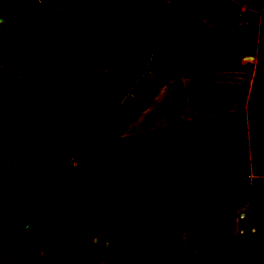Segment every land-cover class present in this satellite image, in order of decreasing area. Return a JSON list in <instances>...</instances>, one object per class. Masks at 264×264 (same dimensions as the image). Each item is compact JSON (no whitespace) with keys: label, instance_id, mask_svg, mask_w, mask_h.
Here are the masks:
<instances>
[{"label":"rangeland","instance_id":"1","mask_svg":"<svg viewBox=\"0 0 264 264\" xmlns=\"http://www.w3.org/2000/svg\"><path fill=\"white\" fill-rule=\"evenodd\" d=\"M38 2L0 0V258L15 264H264V201L247 206L239 223L206 216L208 208L222 206L191 205L187 193L180 195L182 205L175 199L180 167L244 169L243 149L249 147L238 131L243 121H235L255 92L257 101L246 111L253 156L262 158L264 173V24L259 33L245 30L243 42L206 41L196 49L171 37L169 29L180 27V34L192 20L205 21L220 37H231L241 28L238 5L62 0L42 5L16 34L10 17ZM258 46L256 60L251 56ZM168 47L173 55L166 59L161 52ZM155 73L163 78L156 91L74 187L69 176L61 179L59 173L73 168L85 151L91 131L142 75ZM206 74H216L208 81L213 91ZM192 79L204 85H183ZM209 90L212 103L204 96ZM186 100L195 102L192 109L202 120L194 124L193 140L183 136L177 161L170 134L175 116L189 112ZM38 188L47 190L39 195ZM205 191L193 196L217 192ZM15 194L30 200V222L18 208L6 207Z\"/></svg>","mask_w":264,"mask_h":264},{"label":"crops","instance_id":"2","mask_svg":"<svg viewBox=\"0 0 264 264\" xmlns=\"http://www.w3.org/2000/svg\"><path fill=\"white\" fill-rule=\"evenodd\" d=\"M62 1V0H60ZM58 1V2H60ZM232 3H235V5H238L237 1L234 0H229ZM263 4H259V3ZM54 3V2H52ZM50 4V3H48ZM47 5V4H46ZM239 9L238 12L240 14L239 17H237V22L239 23L241 28L234 30L232 32V36H229V32L227 33V36H219V34L215 31V26L208 25L207 23L202 22L205 26L208 27L209 31L206 34V41L208 43L218 46L220 44H234V43H239L243 42V39L245 37L244 32L245 30H251L255 29L256 32L259 29V27L264 24V14H261L259 12V9L264 7V0H261L258 2V0H246V3L238 5ZM41 7H35V8H28L25 11H19L18 13H15L12 17V25L13 27L15 26L16 28V34L21 27L23 28V24L25 22V19L27 17H31L34 15V13L38 12ZM242 14V15H241ZM3 18V17H2ZM5 18V17H4ZM3 18V19H4ZM235 23V24H236ZM2 27V25H0ZM3 34L0 35V41L1 37ZM9 41H11V35L7 36ZM260 37V41H261ZM259 46L255 49L254 55L251 57L253 59L258 60L257 58V52H258ZM185 71H182L181 78H185ZM216 74H206L204 77H206V84L212 86V91L215 89V84L208 82L210 78H214ZM196 82V83H195ZM196 84V85H195ZM187 86H191L192 89L196 86L197 89L201 87L200 85H204L201 83L200 80H194L192 79L190 84H183ZM187 88V94L190 90L192 91V96H195L193 94V90ZM241 90H244V92H247L245 88H241ZM212 91H207L208 94H204L206 97L207 102H211L213 100L210 92ZM251 91V90H250ZM257 94L255 92V95L248 96L243 103V108H244V117H240L238 121H235L238 125L240 124L241 121H243V128L238 127V131H241L244 133L246 136L245 138V144L249 148L246 149V147L243 149L244 152V159L241 163L244 164V169H240L237 167H234L233 165H224L222 170H211L207 169L204 172H199V168L197 166H194L193 163L190 164L188 167H180L178 170H176L175 174V181L176 185L178 187L179 185V190L175 191V194L177 197L175 198L180 205L183 204V197L180 196L184 193H187L188 195V200H190L191 205H199L206 203L207 205H219L222 206V209L216 208L210 211L211 209L208 208L206 216L211 219H218L220 216L223 218H228V219H238V222L241 223L245 219V212L248 213L247 211V206L252 205V204H257V203H263L264 198V173L261 169V163H262V158H254L253 156V151L251 149L252 141H251V131H250V115L246 111L249 104L255 101H257ZM189 100V99H188ZM187 101L185 104V108H189V112H185L184 114H178L174 118V129L173 133L170 134L172 135L171 137L174 140V146H175V153L177 161L179 160L181 156V152L177 151L180 148H178L181 144V140L183 136L191 137L192 140L195 137V127L194 124L199 122L201 119V116L198 115L200 112H194L192 109L194 103ZM215 102V101H214ZM216 103V102H215ZM182 106V105H181ZM214 119V118H213ZM231 121V120H229ZM236 131V128L234 129ZM239 133V132H238ZM240 134V133H239ZM208 191L209 194L210 192L217 191L215 194H210L204 198L202 197H195L193 194L199 193L200 191ZM219 190H224L223 192H219ZM247 190H250L249 192ZM205 191V192H206ZM205 200V201H204ZM232 206L236 212V216L234 214V217L232 216L231 213V207ZM182 209V208H181ZM199 213H196L198 222H200V218H198ZM231 217V218H230ZM233 217V218H232ZM264 220V216H263ZM255 231V228H252V232ZM239 233H244L242 227H239ZM264 235V234H263ZM262 244H264V237H262ZM257 242H255L256 244Z\"/></svg>","mask_w":264,"mask_h":264},{"label":"trees","instance_id":"3","mask_svg":"<svg viewBox=\"0 0 264 264\" xmlns=\"http://www.w3.org/2000/svg\"><path fill=\"white\" fill-rule=\"evenodd\" d=\"M58 1L60 0H39L38 4L33 8ZM180 30H182L180 27L171 28L168 33L173 38H180L187 47L196 49L205 47L206 34L209 31L207 26L196 20H192V25L185 27L184 30L178 34ZM200 33H204V38L200 36ZM169 48L170 47L162 49V57L168 59L173 55V50ZM162 79L163 78L158 76L157 73H155V76L149 74L142 75L133 85L131 92L125 97L118 108L106 116L104 122L98 129L91 131L87 138L86 149L80 155L76 165L69 170L61 171L59 177L63 179L65 175L69 176L74 187L75 179L91 167L93 159L105 149L106 143L118 135V133L134 118L142 105H144L156 91L158 82ZM83 166L84 169L80 171ZM73 187L70 186L71 191H73ZM46 190V188H38L36 193L39 195L41 193L44 194ZM15 195L16 197L14 200H6V207L9 209L18 208L19 211L22 212V218L30 222L31 218L28 216L25 217V211L30 204V200L22 199L18 194Z\"/></svg>","mask_w":264,"mask_h":264},{"label":"water","instance_id":"4","mask_svg":"<svg viewBox=\"0 0 264 264\" xmlns=\"http://www.w3.org/2000/svg\"><path fill=\"white\" fill-rule=\"evenodd\" d=\"M261 41H264V37L261 38ZM0 264H15V263L11 260L0 258Z\"/></svg>","mask_w":264,"mask_h":264},{"label":"flooded vegetation","instance_id":"5","mask_svg":"<svg viewBox=\"0 0 264 264\" xmlns=\"http://www.w3.org/2000/svg\"><path fill=\"white\" fill-rule=\"evenodd\" d=\"M264 223V222H263ZM57 264V263H56Z\"/></svg>","mask_w":264,"mask_h":264}]
</instances>
